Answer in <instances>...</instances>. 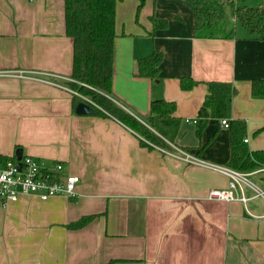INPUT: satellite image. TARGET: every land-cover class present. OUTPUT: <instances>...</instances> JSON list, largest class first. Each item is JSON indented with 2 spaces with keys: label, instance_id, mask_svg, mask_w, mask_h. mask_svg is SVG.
Instances as JSON below:
<instances>
[{
  "label": "crops",
  "instance_id": "crops-1",
  "mask_svg": "<svg viewBox=\"0 0 264 264\" xmlns=\"http://www.w3.org/2000/svg\"><path fill=\"white\" fill-rule=\"evenodd\" d=\"M137 3H116L111 99L143 123L152 99L174 101L177 145L227 165L228 127L209 118L198 137L191 119L204 83L228 81L236 91L227 119L244 120L250 151L264 149V133H256L264 126V95L250 92L252 80L264 79V41L245 29L195 37L183 0H147L136 19ZM151 15L167 26L153 31ZM152 50L163 54L160 77L135 75L137 59ZM71 60L63 0H0V69L48 71L58 84L0 76V154L11 158L20 148L79 177L73 197L0 202V264H264V197L244 185L246 202L207 199L209 189L227 186L226 176L142 145L114 117L76 113L65 89ZM179 77L197 84L181 90ZM245 173L264 191V167ZM93 213L85 226L65 227Z\"/></svg>",
  "mask_w": 264,
  "mask_h": 264
},
{
  "label": "trees",
  "instance_id": "trees-1",
  "mask_svg": "<svg viewBox=\"0 0 264 264\" xmlns=\"http://www.w3.org/2000/svg\"><path fill=\"white\" fill-rule=\"evenodd\" d=\"M122 0H63L64 33L72 39V60L69 81L70 87L88 97L93 104L92 114L111 116L123 123L138 135L142 145L153 148L151 144L167 146L166 141L175 145L181 119L176 116L174 101L152 99L146 123L117 105L110 97L113 86L115 7ZM136 19L147 0H137ZM193 13L192 33L195 37H229L234 30L222 33L220 22L224 18L226 0H183ZM245 0H232L233 16L240 25L255 38L264 41V6L249 7L240 5ZM175 16V15H173ZM177 17V16H175ZM152 30L167 26L166 18L150 16ZM163 54L152 50L136 62V73L139 77L158 79ZM197 81L191 77H179L181 90H189ZM205 96L197 110L195 134L200 137L209 118L220 120L226 118L229 131V158L227 165L239 171L248 172L264 167V149L249 150L243 137L246 123L242 119L228 120V102L235 88L228 81L209 80ZM252 96L264 95V79H254L250 83ZM74 105L83 101L73 95ZM263 132L264 126L256 133ZM207 143V142H206ZM205 143V145H206ZM179 146V145H177ZM180 147V146H179ZM183 148V147H181ZM186 149V148H183ZM188 150V149H186ZM197 154V153H196ZM13 157H15L13 155ZM8 157L0 154V165ZM99 213L83 215L65 225L67 229H78L85 226ZM109 260L104 264H110Z\"/></svg>",
  "mask_w": 264,
  "mask_h": 264
},
{
  "label": "built area",
  "instance_id": "built-area-1",
  "mask_svg": "<svg viewBox=\"0 0 264 264\" xmlns=\"http://www.w3.org/2000/svg\"><path fill=\"white\" fill-rule=\"evenodd\" d=\"M0 76L15 77L20 79H31L51 85H58L53 77L57 76L48 71H42L32 68H1ZM72 81L70 77L66 78ZM73 95L78 96L85 102L93 104L86 96L79 93L71 87H65ZM189 120V119H187ZM196 122V118L191 119ZM222 126L227 127L226 118H221ZM247 141L246 138L243 139ZM167 146L151 144L165 156L180 160L186 164L202 167L223 174L227 177V186L225 188H211L208 190L206 198L210 200L229 202L240 200L246 202L249 197L244 193V185L253 191V196L261 195L264 197V191L256 187L247 179V174L243 171L234 169L228 165H221L208 161L198 154L183 149L169 141ZM15 157L8 158L0 165V202L6 204L9 201H16L21 195H36L41 200H46L52 196L73 197L76 194V184L79 177L73 174L61 175L62 163L56 162L53 165H45L38 159L21 154L20 159ZM18 163H20L18 165Z\"/></svg>",
  "mask_w": 264,
  "mask_h": 264
},
{
  "label": "rangeland",
  "instance_id": "rangeland-1",
  "mask_svg": "<svg viewBox=\"0 0 264 264\" xmlns=\"http://www.w3.org/2000/svg\"><path fill=\"white\" fill-rule=\"evenodd\" d=\"M230 1L232 0H226V6H225V11H224V18L220 22V27H222L221 32L226 33L229 32L230 30H244L243 27L240 26V23L238 20H236L233 16V11L232 8L233 6H230ZM240 5H246L249 7H258V6H264V0H245L241 3Z\"/></svg>",
  "mask_w": 264,
  "mask_h": 264
},
{
  "label": "water",
  "instance_id": "water-1",
  "mask_svg": "<svg viewBox=\"0 0 264 264\" xmlns=\"http://www.w3.org/2000/svg\"><path fill=\"white\" fill-rule=\"evenodd\" d=\"M92 111H93V109L91 108V106L88 103H86L85 101H79L76 104L75 112L78 114L92 113ZM21 154H22V150L20 148L16 149L15 155H16L17 159H20ZM19 164L20 163H18V165Z\"/></svg>",
  "mask_w": 264,
  "mask_h": 264
}]
</instances>
